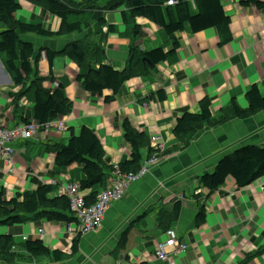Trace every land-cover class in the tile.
<instances>
[{
	"label": "crops",
	"instance_id": "obj_1",
	"mask_svg": "<svg viewBox=\"0 0 264 264\" xmlns=\"http://www.w3.org/2000/svg\"><path fill=\"white\" fill-rule=\"evenodd\" d=\"M16 1L20 6L15 14L17 20L41 24L52 32L58 29L59 20L42 7L26 0ZM182 1L193 5V0ZM220 1L230 19L228 29L190 32L186 26L174 35L178 48L168 61L156 66L153 75L130 78L110 102L105 99L112 97L111 91L104 90L101 95L86 92L76 81L79 67L62 55L73 43L93 40L101 32L106 34V28L92 23L82 32L64 37L22 35L35 47L34 58L43 50L38 62L40 75L66 82L65 95L72 109L39 129L32 138L15 140L10 165L0 157V190H4L6 199L36 190L42 184L55 185L59 192L62 186L79 183L84 178L81 168L76 164L55 168L54 154L46 148L53 143L66 145L82 127L94 132L109 164L120 172L118 164L129 159V147L121 130L124 119L149 138L151 147V137L160 136L166 149L175 143L172 130L177 118L184 112H198L202 100L212 101L213 113L217 114L232 99L244 108L245 94L254 85L264 96V0ZM106 22L116 28V33L103 41L102 64L122 72L132 56L130 40L122 36L128 30L122 23L121 10L107 13ZM135 24L140 28L135 42L140 52L172 50L171 41L158 25L144 18H137ZM3 30L0 24V32ZM47 51L57 53L51 63ZM44 86L51 84L45 82ZM10 87L12 82L0 61V124L13 128L19 120L12 117L13 104L7 95ZM158 93L165 95L164 101H158ZM18 107L33 106L20 101ZM58 122L64 126L62 131L56 128ZM247 146L264 148V110L248 119L206 128L195 135L186 149L149 167L146 174L128 185L120 201L108 207L101 226L80 236L73 254L72 239L61 225L41 222L37 226L28 222L11 230L0 226V236L11 234L17 244L41 240L49 249L63 254L61 262H53L48 257L33 258L19 252L22 257L11 264H167L159 261L153 251L154 242L165 240L156 212L159 208L171 212L176 207L178 213L169 222L168 230L187 249L174 257V264H264V191L260 189L264 175L244 188L228 179L211 195L197 183L222 158ZM142 153L145 158L147 147ZM129 173L120 175L123 178ZM161 183L162 188L158 189ZM86 194L88 191L81 192ZM149 209L153 211L147 212ZM200 211L203 221L197 220Z\"/></svg>",
	"mask_w": 264,
	"mask_h": 264
},
{
	"label": "trees",
	"instance_id": "obj_2",
	"mask_svg": "<svg viewBox=\"0 0 264 264\" xmlns=\"http://www.w3.org/2000/svg\"><path fill=\"white\" fill-rule=\"evenodd\" d=\"M33 6L42 7L49 15L59 20V27L52 32L41 24L22 22L15 17L20 9L16 0H0V24L4 30L0 32V61L10 77L12 87L7 91L13 104V120H19L18 126L35 123L39 129L51 122L66 116L72 109L66 98V82L55 81L51 76L42 77L38 70V56L34 58L35 47L21 40L20 35H35L38 38L64 37L80 33L92 23L106 28L107 33L96 34L95 39L76 42L62 52L80 69L76 77L86 92L101 95L104 90L112 92L110 102L119 94L126 81L135 76L155 74V67L168 61V57L178 48L174 35L183 31L186 26L190 32H198L209 28L218 31L228 29L230 19L223 12L220 0H193V5L182 0H174L173 6H166L169 0H26ZM121 10L122 23L128 32L122 34L130 40V56L132 60L122 72L115 71L102 64L105 57L103 41L109 34L116 33L114 26L108 25L106 15ZM137 18H144L158 25L171 41L172 50L164 52L155 49L140 52L135 42L140 34L136 26ZM168 20V22H167ZM48 61L57 55L47 51ZM144 60V62H143ZM97 66L98 68H95ZM49 82L50 87L44 83ZM55 83V84H54ZM165 100L163 93H158V101ZM246 106L242 108L235 99L213 113L212 101L202 100L198 112H184L180 115L172 130L174 144L164 150L163 155L173 154L186 149L195 135L206 129L216 128L233 120L248 119L264 110V96L257 85L252 86L245 94ZM20 101L29 102L32 109L18 107ZM122 136L129 147V159L119 163L121 173H136L145 159L151 157L156 150L149 145V138L138 132L130 121L124 119L121 124ZM147 147L144 158L143 148ZM46 151L54 154V167L64 169L73 164L78 165L84 178L77 183L80 192L88 191L85 200L92 204L98 193L106 189L116 173L121 174L110 165L97 136L86 127H82L77 135H71L66 145L53 143ZM162 155V154H161ZM264 175V148L247 146L222 158L211 173L203 174L197 179L199 187L206 189L209 195L222 188L228 179L235 181L238 188H244ZM55 185H40L36 190L15 194L6 199L4 190H0V226L13 229L28 222L37 226L41 222L55 223L66 227L74 222L68 199L58 194ZM208 195V197H209ZM149 209L148 212H152ZM177 207L171 212L160 209L156 212L158 226L168 230L169 222L174 220ZM200 211L197 220L203 221ZM81 235L72 239L71 252L77 251V243ZM19 252L38 258L48 257L53 262H61L63 254L49 249L41 240H28L17 244L13 235L0 236V262H14L22 256Z\"/></svg>",
	"mask_w": 264,
	"mask_h": 264
},
{
	"label": "built area",
	"instance_id": "obj_3",
	"mask_svg": "<svg viewBox=\"0 0 264 264\" xmlns=\"http://www.w3.org/2000/svg\"><path fill=\"white\" fill-rule=\"evenodd\" d=\"M177 2L169 0L166 4L173 6ZM48 126V125H47ZM56 128L62 131L64 126L62 123H57ZM39 131V126L35 123H29L27 126H18L8 128L0 124V157L10 165L11 155L14 153L11 147L12 143L17 139H30ZM160 136L151 137L150 143L154 148L165 150L164 145L160 142ZM159 158H148L142 167L136 173H129L123 178L116 173L111 180L109 186L100 191L96 196L95 201L89 204L81 192L77 183L62 186L58 194L64 195L70 206L74 222L65 227V233L68 238H75L77 235H84L96 231L102 223L105 212L108 207L117 201H120L125 193L128 185L137 181L141 176L147 173L150 164L158 162ZM262 183L260 189L264 191V176L261 178ZM39 231V235L42 236ZM187 246L176 239L175 233L172 231L165 232V240L157 242L154 248V255L163 263L174 264V257L184 252Z\"/></svg>",
	"mask_w": 264,
	"mask_h": 264
},
{
	"label": "rangeland",
	"instance_id": "obj_4",
	"mask_svg": "<svg viewBox=\"0 0 264 264\" xmlns=\"http://www.w3.org/2000/svg\"><path fill=\"white\" fill-rule=\"evenodd\" d=\"M75 1H77V0H75ZM56 19H57V18H56ZM82 31H83V30H82ZM27 35H29V34H27ZM21 36H22V35H20V38H21ZM21 40L24 41V42H29V41H26V40H24V39H22V38H21ZM29 43H31V42H29ZM10 88H11V87H10ZM8 91H9V90H8ZM1 93H2V91H0V95H1ZM244 107H245V106H244ZM154 149L156 150V152H155L151 157H149V158H153V157H154V158H155V157L157 158V157H158L159 160H158V162H156V163L150 164V165H149L150 167H152V166H154V165H157L160 161H162L163 159H165V158H167L168 156H171V155H172V154H169V155H166V154H165V155H163L164 150L161 149V148H159V149H158V148H154ZM175 153H177V152H175ZM175 153H173V154H175ZM161 154H162V155H161ZM157 187H158V186H157ZM161 188H162V183L160 184V187H159L158 189H161ZM160 209H161V208H159L158 210H160ZM163 209H164V208H163ZM147 212H148V211H147ZM157 242H158V241H157ZM157 242H154V243H153V246H154V247H153V251H154V248H155V245H156ZM6 263H8V262H6ZM12 263H13V262H12ZM10 264H11V263H10Z\"/></svg>",
	"mask_w": 264,
	"mask_h": 264
},
{
	"label": "flooded vegetation",
	"instance_id": "obj_5",
	"mask_svg": "<svg viewBox=\"0 0 264 264\" xmlns=\"http://www.w3.org/2000/svg\"><path fill=\"white\" fill-rule=\"evenodd\" d=\"M168 231V230H167Z\"/></svg>",
	"mask_w": 264,
	"mask_h": 264
}]
</instances>
